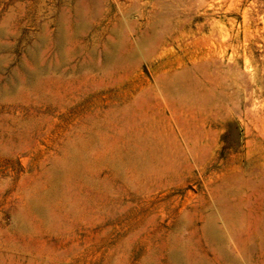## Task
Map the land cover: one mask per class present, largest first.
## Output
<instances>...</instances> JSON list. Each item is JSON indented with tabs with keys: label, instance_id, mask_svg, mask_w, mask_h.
Returning a JSON list of instances; mask_svg holds the SVG:
<instances>
[{
	"label": "rangeland",
	"instance_id": "rangeland-1",
	"mask_svg": "<svg viewBox=\"0 0 264 264\" xmlns=\"http://www.w3.org/2000/svg\"><path fill=\"white\" fill-rule=\"evenodd\" d=\"M262 252L264 0H0V264Z\"/></svg>",
	"mask_w": 264,
	"mask_h": 264
},
{
	"label": "bare ground",
	"instance_id": "bare-ground-1",
	"mask_svg": "<svg viewBox=\"0 0 264 264\" xmlns=\"http://www.w3.org/2000/svg\"><path fill=\"white\" fill-rule=\"evenodd\" d=\"M111 53V52H110ZM172 71V70H171ZM170 71V72H171ZM126 72V71H125ZM171 75H172V73H171ZM169 78V77H168ZM111 80V79H110ZM167 80V79H166ZM160 81V80H159ZM160 85V84H159ZM157 86V85H156ZM107 87V86H106ZM164 90V89H163ZM195 99V98H194ZM203 103V102H202ZM207 103V102H206ZM118 106V105H117ZM204 106V105H203ZM174 107V106H173ZM126 108V107H125ZM132 108V107H131ZM144 110H146V109H144ZM203 110V109H202ZM204 110H205V107H204ZM212 110H215V107H212ZM143 111V110H142ZM151 111V110H150ZM134 112V111H133ZM146 112H147V110H146ZM145 112V113H146ZM200 112V111H199ZM216 112V113H215ZM218 111H214V112H212L211 113V115L209 116V121H213V123L215 122L216 123V120L218 119L217 117H218V113H217ZM140 113V112H139ZM141 113H143V112H141ZM202 113V112H201ZM144 114V113H143ZM145 116H147V115H145ZM133 117H134V115H133ZM148 117V116H147ZM184 117V116H183ZM143 118V117H142ZM146 118V117H145ZM193 118V117H192ZM126 119H128V118H126ZM130 119H132V118H130ZM135 119V118H134ZM133 119V120H134ZM141 119V118H140ZM140 119H136V120H140ZM135 120V121H136ZM171 120V119H170ZM169 120V121H170ZM174 120V119H173ZM127 121H130V120H127ZM132 121V120H131ZM134 121V122H135ZM141 121V120H140ZM207 121V120H206ZM186 122V121H185ZM221 122V121H220ZM132 123H133V121H132ZM176 123V122H175ZM168 124V122L166 123V125ZM192 124V123H191ZM200 124V123H199ZM255 124V123H254ZM255 126V125H254ZM165 127V126H164ZM170 127H171V125H170ZM167 128H169V127H167ZM185 128V127H184ZM200 128H203V130H201V131H199L200 133H197V134H195L194 133V135H196L194 138H193V140H195V142L196 143H194V148L197 150V151H200V152H202V155H205V154H207V151H208V149H209V144H208V142H209V139H208V137L210 136V134H211V126L209 125V122L207 123V124H203L202 125V127H200ZM185 129H187V130H189L190 131V129H188V128H185ZM197 130H198V128H197ZM143 131H145L144 129H143ZM161 131V130H160ZM166 131V130H165ZM186 131V130H185ZM189 131H187V133H189ZM118 132V131H117ZM129 132V131H128ZM128 132H126V134L128 133ZM133 132V131H132ZM148 132V131H147ZM174 132H175V130H174ZM213 132V131H212ZM119 133V132H118ZM142 133V132H141ZM173 133V132H172ZM191 133H193V132H191ZM126 134H124V135H126ZM144 134V133H143ZM150 134H152V133H150ZM156 134V133H155ZM162 134V133H161ZM183 134V133H182ZM214 134H216V133H214ZM258 134H259V131H258ZM263 134V133H262ZM89 135V134H88ZM118 135V134H117ZM139 136H141V134H138ZM172 135V134H171ZM181 135V134H180ZM184 135V134H183ZM217 135V134H216ZM87 136V135H86ZM128 136V135H127ZM137 136V135H136ZM138 136V137H139ZM159 136V135H158ZM165 136V135H164ZM121 137H122V135H121ZM137 137V138H138ZM144 137V136H143ZM153 137V136H152ZM169 136H167V138H168ZM175 137V136H174ZM263 137V136H262ZM97 138V137H96ZM119 138V137H118ZM136 138V139H137ZM161 138H163V137H161ZM181 138V137H180ZM213 138V137H212ZM127 139H128V137H127ZM140 139V138H139ZM143 139V138H142ZM146 139H147V137H146ZM166 139V138H165ZM164 139V140H165ZM185 139V138H184ZM219 139V138H218ZM259 139V138H258ZM69 140V139H68ZM73 140H74V138H73ZM135 140V139H134ZM148 140V139H147ZM156 140V139H155ZM164 140H162V142L164 141ZM212 139H210V141H211ZM214 140H216V139H214ZM260 140V139H259ZM83 141V140H82ZM81 141V142H82ZM120 141V140H119ZM143 141H145V140H143ZM167 141V140H166ZM169 141V140H168ZM174 140H172L171 139V142H173ZM75 142V141H74ZM77 142V141H76ZM80 142V143H81ZM121 142V141H120ZM183 142V141H182ZM199 142L202 144V146L199 144ZM214 142V141H213ZM219 142V141H218ZM70 143V142H69ZM106 143V142H105ZM123 143V142H122ZM158 143V142H157ZM164 143V142H163ZM216 143V142H215ZM161 144V143H160ZM211 144V143H210ZM133 145V144H132ZM212 145V144H211ZM161 146H163V145H161ZM160 146V147H161ZM164 146H166V144L164 145ZM137 147V146H136ZM215 147V146H214ZM223 147V146H222ZM103 148V147H102ZM142 148V147H141ZM171 148V147H170ZM177 148V147H176ZM164 149V148H163ZM168 149V148H167ZM166 149V150H167ZM173 149V148H172ZM182 149V148H181ZM215 149V148H214ZM116 150V149H115ZM139 151V150H138ZM188 151V150H187ZM192 151V150H191ZM194 152H195V150H193ZM65 152V151H64ZM135 152V151H134ZM215 152H216V150H215ZM105 153V152H104ZM113 153V152H112ZM162 153H164V152H162ZM180 153V152H179ZM100 154H102L101 153V151H100ZM106 154V153H105ZM108 154V153H107ZM211 154V153H210ZM209 154V155H210ZM163 155V154H162ZM166 155H169V154H166ZM165 155V156H166ZM181 155V154H180ZM191 155V154H190ZM212 155V154H211ZM215 155V154H214ZM172 156V155H171ZM176 156V155H175ZM188 156H189V154H188ZM187 156V157H188ZM168 157V156H167ZM166 157V158H167ZM170 157V156H169ZM174 157V156H173ZM182 157V156H181ZM192 157V156H191ZM196 157V156H195ZM198 157V156H197ZM185 158V157H184ZM171 159V158H170ZM180 159V158H179ZM182 159V158H181ZM192 159V158H191ZM197 159V158H196ZM213 159V158H212ZM211 159V160H212ZM165 160V159H164ZM173 160V159H172ZM175 160V159H174ZM193 160V159H192ZM199 160H202V159H197L196 160V162L197 163H199L200 164V162H199ZM161 162V161H160ZM175 162V161H174ZM195 162V163H196ZM162 163V162H161ZM168 163V162H167ZM187 163V162H186ZM190 163V162H189ZM157 164V163H156ZM159 164V163H158ZM177 164H178V162H177ZM160 165V164H159ZM169 165H170V163H169ZM202 165V164H201ZM156 166V165H155ZM199 166V165H198ZM156 167H159V166H156ZM179 167H180V165H179ZM178 167V168H179ZM184 167V166H183ZM170 168H172V167H169V169ZM227 168V167H226ZM226 168L224 167V170H223V173L221 174V176H220V181H221V184L223 183H225L226 185L229 183V182H231L232 183V181H233V179H232V176L233 175H231V178H229L228 177V174H227V170H226ZM157 169V168H156ZM173 169V168H172ZM185 169V168H184ZM170 171V170H169ZM172 171V170H171ZM190 171V170H189ZM236 171H238V170H236ZM150 172V171H149ZM159 172V171H158ZM156 173V172H155ZM154 173V174H155ZM192 173V172H191ZM170 174V173H169ZM185 174H186V172H185ZM237 174H241L240 173V171H238L237 172ZM151 175V174H150ZM156 175V174H155ZM167 175V174H166ZM184 175V174H183ZM236 175V174H235ZM149 176V175H148ZM152 176H154L153 174H152ZM167 177V176H166ZM49 178V177H48ZM213 180H215V179H213ZM218 181V180H217ZM180 182V181H179ZM162 183V182H161ZM156 184V183H155ZM223 184H222V186H223ZM206 185V184H205ZM215 185H216V183H215ZM218 185V184H217ZM219 186V185H218ZM218 186H217V188H218ZM229 187V186H228ZM244 187V186H243ZM152 188V187H151ZM208 187H206V189H207ZM210 188V187H209ZM222 188V187H221ZM27 189V188H26ZM212 189V188H211ZM228 189L229 188H227V191H228ZM248 189V188H247ZM205 190V189H204ZM219 190V189H218ZM222 191H223V189H221ZM213 191H215V189L213 190ZM212 192V191H211ZM215 192H217V191H215ZM214 192V193H215ZM219 192H220V190H219ZM226 193V192H225ZM218 194V193H217ZM217 194H215V195H217ZM207 195H208V193H207ZM210 195V194H209ZM223 195H224V193H223ZM218 197V196H217ZM215 198V197H214ZM214 198H211V199H214ZM19 199V198H18ZM218 200V199H217ZM216 200V201H217ZM19 201V200H18ZM222 202V201H221ZM219 204V203H218ZM221 204V203H220ZM224 204V203H223ZM222 207V206H221ZM235 207H236V205H235ZM210 221H211V219H209ZM208 220V221H209ZM230 220V219H229ZM232 221V220H231ZM212 222V221H211ZM210 222V223H211ZM214 224V223H213ZM210 225V224H209ZM209 227V226H208ZM213 227V226H212ZM207 228V226L205 227V229ZM210 228V227H209ZM208 229V228H207ZM211 229V228H210ZM218 230V229H217ZM213 233V232H212ZM233 233V232H232ZM220 240H222L221 238H220ZM244 247H245V245H244ZM237 251V250H236ZM261 252V251H260ZM259 252V253H260ZM243 253V252H242ZM254 253V252H253ZM263 253V252H262ZM261 253V254H262ZM264 254V253H263ZM243 255V254H242ZM262 256V255H261ZM260 256V257H261ZM263 257V256H262ZM252 258V257H251ZM245 264V263H244Z\"/></svg>",
	"mask_w": 264,
	"mask_h": 264
}]
</instances>
